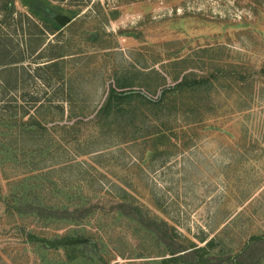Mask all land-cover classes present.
Instances as JSON below:
<instances>
[{"label": "rangeland", "instance_id": "1", "mask_svg": "<svg viewBox=\"0 0 264 264\" xmlns=\"http://www.w3.org/2000/svg\"><path fill=\"white\" fill-rule=\"evenodd\" d=\"M13 2L0 264H264V0Z\"/></svg>", "mask_w": 264, "mask_h": 264}, {"label": "trees", "instance_id": "2", "mask_svg": "<svg viewBox=\"0 0 264 264\" xmlns=\"http://www.w3.org/2000/svg\"><path fill=\"white\" fill-rule=\"evenodd\" d=\"M15 13V9H14V2L13 0H0V16L2 18H4L5 20L8 18H11L13 16V14ZM3 22V20H1ZM51 26L57 30L58 27L55 24H51ZM55 58H52L50 61H53ZM23 62V59L18 60V61H12L11 63H6L3 64V66H6L4 68H6V71H12L14 72V79L15 82H19L20 78L17 77V74L19 72V69L17 70V65L16 64H21ZM38 64V63H37ZM56 63L53 62L49 65H46V69H48L50 65H52V67L56 66ZM44 67V66H43ZM5 72V71H3ZM6 82V81H5ZM8 82H6V87H8L7 85ZM9 84V83H8ZM207 86H211L208 80H189L186 77L181 78V80L179 81L178 79H175V84L173 85V87L171 88H167L164 89L162 92V95L159 97L158 103L155 104V106H160L162 107V105L165 103V98L167 97V93H182L185 90L188 91H198L200 90L199 88H203L204 85ZM117 89H121L122 85H118L116 87ZM117 89L110 87L109 92H108V97H107V101L105 103V105L101 108L100 113L102 114L103 117L108 118L111 113H113V115H117L120 110L117 108V105H120L123 102H128L131 98L133 99L134 97H136L135 94L133 93H129L126 91H118ZM138 98L140 100V102H142L143 97L138 95ZM150 102V101H147ZM158 107V108H160ZM62 110V109H61ZM154 134H158V132L153 133ZM211 244V243H210ZM207 245H209V243H207ZM67 247H74V244H70ZM173 258H169V259H164L163 263H167L169 262V260H172Z\"/></svg>", "mask_w": 264, "mask_h": 264}, {"label": "water", "instance_id": "3", "mask_svg": "<svg viewBox=\"0 0 264 264\" xmlns=\"http://www.w3.org/2000/svg\"><path fill=\"white\" fill-rule=\"evenodd\" d=\"M70 22V20L65 17V16H59L56 18V23L60 26V27H64L65 25H67ZM40 243H43L44 245H46L47 247H60V246H64V245H68V244H77L80 241H76V240H67V241H47L44 239H39L38 240Z\"/></svg>", "mask_w": 264, "mask_h": 264}]
</instances>
